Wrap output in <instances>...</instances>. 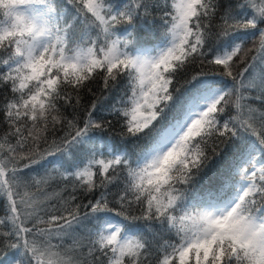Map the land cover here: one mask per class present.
<instances>
[{"label": "snow or ice", "instance_id": "snow-or-ice-1", "mask_svg": "<svg viewBox=\"0 0 264 264\" xmlns=\"http://www.w3.org/2000/svg\"><path fill=\"white\" fill-rule=\"evenodd\" d=\"M97 77L125 146L77 115ZM5 90L0 264H264V0H0Z\"/></svg>", "mask_w": 264, "mask_h": 264}, {"label": "trees", "instance_id": "trees-1", "mask_svg": "<svg viewBox=\"0 0 264 264\" xmlns=\"http://www.w3.org/2000/svg\"><path fill=\"white\" fill-rule=\"evenodd\" d=\"M252 40L248 39V42L244 46L251 44ZM258 46H259V44L251 46L252 51L250 52L251 54H250L248 59H250L255 54V49L258 48ZM240 67H242V65H237L235 68V71H239ZM217 71L219 72V70L216 68V66L209 65L206 61L202 62L200 60H196L194 63L189 64L183 70V72L178 74L177 80L174 82V84H175V86L180 87L184 84L185 79H190L193 75H196L197 73H200V72L214 73ZM89 89H91V90H89ZM5 94H6V90H5V92H0V97H3V95H5ZM79 95H80V99H81V103L77 109V115L79 116V118L83 119L84 115H86V110L88 108H90L91 103L96 102L100 113L106 117L105 127L107 128V131L104 133H100L99 131H96L95 135H97V136L103 135L105 139L111 140L113 143H115L117 145L125 146L124 140L125 139L130 140L131 138H127V137L122 136V134H121V123L118 121V118H116L115 116L109 115L108 111H107L108 109H110L112 103L114 102V98L118 97V93L117 94H110V93L106 92L103 89V85L100 81V78L97 77L95 80L90 82L88 87L81 90ZM73 96L75 97V93H73ZM70 114H71V108H68V112L65 113V115H69V118H71ZM108 122L111 123V127H108ZM4 127H6V126H4ZM0 135H2V133H0ZM62 135H63V132H58L56 136L49 135L48 136L49 143H51L52 139H56V138H58V136H62ZM126 147L131 149L132 147H134V143H129L128 145H126ZM227 161H228L227 156L218 157L213 162V168L215 169L216 167H218L221 164H226ZM23 163H27V160L22 161L21 165ZM33 167L36 169V171L31 172L30 174L33 177H35L36 179H39L40 177L46 176V175H53V176L55 175V173L52 171V166L46 164L44 161H41V164L34 165ZM94 171H95V169H94ZM64 187H65L64 182H58V184H54L52 186V190L59 192L65 199H67L69 193L71 192V185L70 184L68 185L69 193H64L62 191ZM115 191H117V189L113 188L112 192H115ZM75 195L77 196L76 203H81V204L87 203V199H85L79 191H77L75 193ZM90 198L91 197H89V199ZM53 203L57 204V206H60V205H62L63 202L61 200H55V201H53ZM4 211H5L4 206L0 205V219H6V217L4 215ZM138 223H140V222H138ZM2 231H3V229H0V232H2ZM7 254L10 257L15 255V253L11 252V251H8Z\"/></svg>", "mask_w": 264, "mask_h": 264}, {"label": "rangeland", "instance_id": "rangeland-1", "mask_svg": "<svg viewBox=\"0 0 264 264\" xmlns=\"http://www.w3.org/2000/svg\"><path fill=\"white\" fill-rule=\"evenodd\" d=\"M250 40H252V38H249ZM252 43L251 44H249V45H247V46H244V52H243V54H242V59L243 58H249V56H250V52L251 51H249L250 49L252 50V47L251 46H253V45H258L259 44V37H258V35H257V37L255 38V40L253 41H251ZM236 66L237 65H235L234 66V71H235V68H236ZM216 68L219 70V68L216 66ZM218 72V71H217Z\"/></svg>", "mask_w": 264, "mask_h": 264}]
</instances>
